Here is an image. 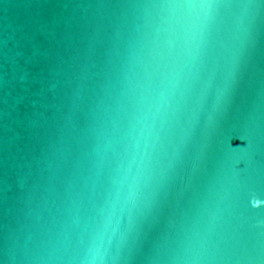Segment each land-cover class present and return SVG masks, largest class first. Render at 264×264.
<instances>
[{
    "label": "water",
    "instance_id": "1",
    "mask_svg": "<svg viewBox=\"0 0 264 264\" xmlns=\"http://www.w3.org/2000/svg\"><path fill=\"white\" fill-rule=\"evenodd\" d=\"M170 2L0 0V264H264V5Z\"/></svg>",
    "mask_w": 264,
    "mask_h": 264
},
{
    "label": "snow or ice",
    "instance_id": "2",
    "mask_svg": "<svg viewBox=\"0 0 264 264\" xmlns=\"http://www.w3.org/2000/svg\"><path fill=\"white\" fill-rule=\"evenodd\" d=\"M256 3L264 5V0H256ZM168 8H187V9H198L200 10L184 27L182 33V39L184 40L185 45L189 52L193 49L198 48L202 43L205 32L207 29L208 22L210 20L209 10L218 8V7H231L233 6L230 0H171L170 3L163 5ZM248 7L255 6L253 3H248ZM7 7V5H5ZM143 132L144 129L142 128ZM145 156L143 153L134 152L132 158L129 162V170L132 165H135L139 171L144 165ZM138 199V177L134 176L128 183L127 192L121 196L117 194L115 203L119 204L121 202L128 204L134 203ZM251 206L259 207L264 205V196H258L253 194L251 197ZM111 223V214L107 215L103 219V224L105 227ZM99 253L97 252L96 256L93 258H98ZM102 258V257H100Z\"/></svg>",
    "mask_w": 264,
    "mask_h": 264
}]
</instances>
